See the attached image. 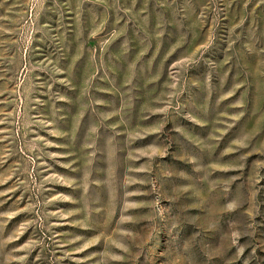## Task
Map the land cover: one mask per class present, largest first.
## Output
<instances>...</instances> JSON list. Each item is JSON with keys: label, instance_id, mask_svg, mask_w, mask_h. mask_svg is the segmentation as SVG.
Wrapping results in <instances>:
<instances>
[{"label": "rangeland", "instance_id": "obj_1", "mask_svg": "<svg viewBox=\"0 0 264 264\" xmlns=\"http://www.w3.org/2000/svg\"><path fill=\"white\" fill-rule=\"evenodd\" d=\"M0 264H264V0H0Z\"/></svg>", "mask_w": 264, "mask_h": 264}]
</instances>
